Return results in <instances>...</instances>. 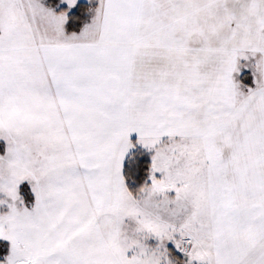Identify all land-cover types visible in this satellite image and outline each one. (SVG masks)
<instances>
[{
  "label": "snow or ice",
  "instance_id": "1",
  "mask_svg": "<svg viewBox=\"0 0 264 264\" xmlns=\"http://www.w3.org/2000/svg\"><path fill=\"white\" fill-rule=\"evenodd\" d=\"M0 264H264V0H0Z\"/></svg>",
  "mask_w": 264,
  "mask_h": 264
}]
</instances>
